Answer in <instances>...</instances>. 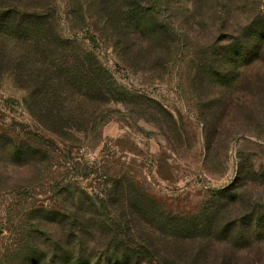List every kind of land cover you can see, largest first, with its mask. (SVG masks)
I'll return each instance as SVG.
<instances>
[{
  "label": "rangeland",
  "instance_id": "1",
  "mask_svg": "<svg viewBox=\"0 0 264 264\" xmlns=\"http://www.w3.org/2000/svg\"><path fill=\"white\" fill-rule=\"evenodd\" d=\"M126 2L166 29L162 64L122 62L93 0H55L58 34L92 54L119 93L79 131L36 126L5 66L26 50L0 52V264H119L117 253L169 263L155 227L167 233V218L194 216L208 199L219 219L264 223V120L242 124L221 103L209 116L201 94L209 134L193 83L194 68L222 73L221 53L264 27V0Z\"/></svg>",
  "mask_w": 264,
  "mask_h": 264
},
{
  "label": "trees",
  "instance_id": "2",
  "mask_svg": "<svg viewBox=\"0 0 264 264\" xmlns=\"http://www.w3.org/2000/svg\"><path fill=\"white\" fill-rule=\"evenodd\" d=\"M120 1L93 0L120 60L137 64L156 58L162 64L169 48L166 29L136 4ZM55 8V0H0V52L6 46L26 50L17 61L7 58L5 66L11 70L15 86L26 90L22 105L34 124L62 137L74 127V131L87 127L91 122L88 111L95 115L96 123V115L111 101H118L119 93L92 54L79 42L61 38ZM249 38L246 43L227 48L232 52L221 53L222 73L211 67L194 68L200 114L209 134L217 129L209 125L207 113L203 112V94L209 116L218 112L221 103L224 112L242 124L264 120V27ZM69 49L72 54L64 53ZM57 50L61 53L55 54ZM69 113L72 121L64 117ZM220 212L217 203L208 199L194 216L167 218L163 225L167 233L162 235L155 227L157 245L171 252L172 261L163 264H264V223L224 221L218 218ZM161 217L157 212L152 220ZM115 259L119 264L129 263L125 254L117 253ZM77 260L76 264H99L80 263V256ZM58 261L72 264V258L65 256Z\"/></svg>",
  "mask_w": 264,
  "mask_h": 264
}]
</instances>
